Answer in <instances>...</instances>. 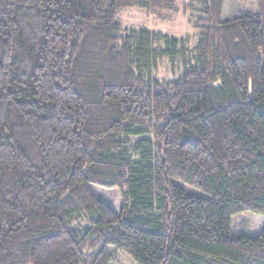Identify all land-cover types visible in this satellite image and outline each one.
<instances>
[{
  "label": "trees",
  "instance_id": "1",
  "mask_svg": "<svg viewBox=\"0 0 264 264\" xmlns=\"http://www.w3.org/2000/svg\"><path fill=\"white\" fill-rule=\"evenodd\" d=\"M224 1L0 0V264H264V0Z\"/></svg>",
  "mask_w": 264,
  "mask_h": 264
},
{
  "label": "rangeland",
  "instance_id": "2",
  "mask_svg": "<svg viewBox=\"0 0 264 264\" xmlns=\"http://www.w3.org/2000/svg\"><path fill=\"white\" fill-rule=\"evenodd\" d=\"M195 2V0H181V3ZM257 13V6L249 0H225L223 6V19H231L242 15H252ZM169 20H159L156 16H146L138 11H127L123 14L124 24L136 23L146 26L155 31L167 33L186 39V35L191 39L195 36L194 30L188 25L186 12L183 8L177 14L168 15ZM158 76L172 78L169 65L164 61L159 64ZM186 192L197 197L205 196L204 193L186 185H182ZM95 195L113 210L119 212L122 207L120 190L107 189L99 186H92ZM232 229L235 234H246L257 236L264 229V214L244 212L233 218ZM113 260L111 264H135L127 255L112 252Z\"/></svg>",
  "mask_w": 264,
  "mask_h": 264
}]
</instances>
